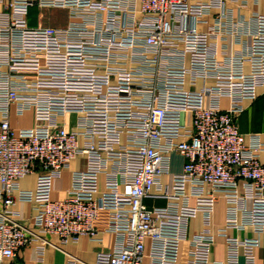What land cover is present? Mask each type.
Segmentation results:
<instances>
[{"label":"built area","instance_id":"built-area-1","mask_svg":"<svg viewBox=\"0 0 264 264\" xmlns=\"http://www.w3.org/2000/svg\"><path fill=\"white\" fill-rule=\"evenodd\" d=\"M227 1L237 0H0V264H18L29 245L39 256L57 248L50 235L98 240L103 214L118 244L92 263L68 255L64 264H254L258 239L228 231H264V141L236 124L264 86V12L246 21L245 52L219 56L210 39L237 22L198 26L215 9L226 17ZM31 7L63 9L66 21L30 25ZM27 110L34 125L13 127ZM74 158L84 166L53 198ZM28 174L33 190L19 187ZM13 193L34 214L7 210ZM219 199L224 223L213 232ZM198 214L203 227L188 236ZM216 236L224 260L211 258Z\"/></svg>","mask_w":264,"mask_h":264},{"label":"crops","instance_id":"crops-1","mask_svg":"<svg viewBox=\"0 0 264 264\" xmlns=\"http://www.w3.org/2000/svg\"><path fill=\"white\" fill-rule=\"evenodd\" d=\"M241 0L236 2L227 1L223 13H226V17L221 16L219 9L213 10L209 15L205 17L203 25L198 26L199 30L203 32L209 31L217 21L224 25H229L230 22H237V26L234 33H224L217 38H211L210 42L215 44L216 52L220 56L221 51L227 54H242L246 51L248 44L250 43V35L242 33L246 29V21L254 13L264 12V0H246L243 6H239ZM40 8H29L27 20L30 25L37 24H56L54 18L48 22L41 21V14H38ZM242 21L243 23L240 24ZM244 70L249 69L248 63H244ZM211 80H207V83H211ZM199 86V85H198ZM227 100L222 99V105L226 106ZM11 125L15 128H25L34 125L32 110L25 111L20 116H11ZM236 124L238 130L241 133H256L259 135L261 141H264V86L258 87L256 90V97L249 101H244V109L238 114L236 118ZM174 163L171 170L178 172L182 159L177 154L173 155ZM264 162V155L261 157ZM84 166V161L81 158H74L70 162L69 169L64 170L60 177L53 180V198H61L66 194V190L69 187L70 171L79 170ZM165 178H163L164 180ZM100 184L102 185V178H100ZM35 186V174H28L19 181V187L25 190H33ZM13 203L7 207V210L15 211L25 219L34 214L33 203L19 201L16 193H13ZM145 203L148 206L152 204L162 205L163 200H150L146 199ZM4 209L3 201L0 199V212ZM5 210V209H4ZM224 203L221 199L217 201L211 230L215 232L218 228L223 226L224 223ZM94 226L98 231V240H89L86 238L79 239L76 243L68 242L66 244L60 243L55 236H46L52 242H54L57 248L46 246L41 256L36 251V247L33 245L26 246L17 251L13 261L18 264H64L67 261L68 255L92 263L95 256L100 251H108L114 248L118 244V238L112 232L107 230L108 221L105 214H103L98 220L94 222ZM203 227V217L198 214L196 217L189 220L187 233L188 236L199 232ZM228 233L239 239L256 237L259 241V245L254 249V264H264V231L255 232L251 226H247L241 230H229ZM211 258L224 260L226 258V244L225 240L221 236H216L211 250ZM1 264H8L7 260L1 262ZM145 264H148V260L145 259ZM239 264H244L242 258L239 259Z\"/></svg>","mask_w":264,"mask_h":264},{"label":"rangeland","instance_id":"rangeland-1","mask_svg":"<svg viewBox=\"0 0 264 264\" xmlns=\"http://www.w3.org/2000/svg\"><path fill=\"white\" fill-rule=\"evenodd\" d=\"M41 14V21L43 23L48 22L54 18L58 25H63L66 21L67 12L63 9H56V8H40L37 12Z\"/></svg>","mask_w":264,"mask_h":264}]
</instances>
